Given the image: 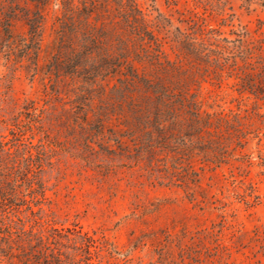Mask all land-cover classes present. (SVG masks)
Instances as JSON below:
<instances>
[{"label":"trees","instance_id":"trees-1","mask_svg":"<svg viewBox=\"0 0 264 264\" xmlns=\"http://www.w3.org/2000/svg\"><path fill=\"white\" fill-rule=\"evenodd\" d=\"M31 1L44 5L50 0ZM59 4L57 38L46 64L47 99L40 107L25 101L19 112L11 94L0 103L2 264H109L116 253L107 237L66 226L45 207L46 192L62 178L65 155L56 99L66 77L78 81L73 122L82 128L81 118L92 134L115 144L112 148L98 142L99 151L91 148L94 155L88 162L105 169L114 162L138 166L165 184L196 181L198 172L190 165L196 155L215 166L228 156L218 139L235 124L225 113L202 108V81L220 87L231 80L239 93L264 99V37L254 43L239 32L234 40L223 36L222 43H212L199 39L200 26L190 33L177 28L178 51L170 59L136 0ZM16 5L2 13L6 35ZM21 15L35 42L44 14L36 9ZM112 120L121 133L108 126Z\"/></svg>","mask_w":264,"mask_h":264},{"label":"rangeland","instance_id":"rangeland-1","mask_svg":"<svg viewBox=\"0 0 264 264\" xmlns=\"http://www.w3.org/2000/svg\"><path fill=\"white\" fill-rule=\"evenodd\" d=\"M14 1L17 14L10 17L9 35L0 23V103L11 94L19 112L25 101L40 107L48 97L46 64L57 38L60 4L0 0V21L3 12L13 10ZM136 2L170 59L178 51L177 28L190 33L200 26L199 39L212 43H222L223 36L234 40L239 32L254 43L264 37V0ZM36 9L44 20L41 36L33 42L21 13ZM77 84L66 77L56 99L65 156L62 178L46 192L45 207L53 217L107 237L116 251L109 264H264V115L255 112L264 113L263 98L239 93L231 80L220 87L202 81V108L225 113L235 124L218 139L228 156L215 166L196 155L190 159L196 181L165 184L138 166L114 162L105 169L88 162L94 155L90 149L99 151L98 142L112 148L115 144L92 134L81 118L82 128L73 122V106L80 98ZM108 126L116 134L122 131L115 120Z\"/></svg>","mask_w":264,"mask_h":264}]
</instances>
